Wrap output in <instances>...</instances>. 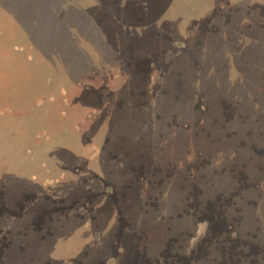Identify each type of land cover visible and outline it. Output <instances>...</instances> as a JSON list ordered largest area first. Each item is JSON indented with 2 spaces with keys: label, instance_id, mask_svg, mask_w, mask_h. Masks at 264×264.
Listing matches in <instances>:
<instances>
[{
  "label": "rangeland",
  "instance_id": "374dc122",
  "mask_svg": "<svg viewBox=\"0 0 264 264\" xmlns=\"http://www.w3.org/2000/svg\"><path fill=\"white\" fill-rule=\"evenodd\" d=\"M0 264H264V0H0Z\"/></svg>",
  "mask_w": 264,
  "mask_h": 264
},
{
  "label": "trees",
  "instance_id": "16d2710c",
  "mask_svg": "<svg viewBox=\"0 0 264 264\" xmlns=\"http://www.w3.org/2000/svg\"><path fill=\"white\" fill-rule=\"evenodd\" d=\"M53 6V9H54V12H57L56 11V5L55 4H53L52 5ZM61 8V7H60ZM75 15V14H74ZM54 16H55V13H54ZM71 16V15H70ZM67 17V14H65V18ZM52 25H53V32L49 35V36H51V40H52V38L54 39V33H55V28L56 27H60V26H62V25H64V22H65V19H61V17L59 18V17H53L52 18Z\"/></svg>",
  "mask_w": 264,
  "mask_h": 264
}]
</instances>
